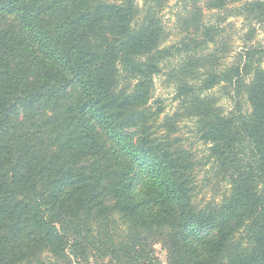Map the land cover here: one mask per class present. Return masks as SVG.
<instances>
[{"label":"trees","instance_id":"16d2710c","mask_svg":"<svg viewBox=\"0 0 264 264\" xmlns=\"http://www.w3.org/2000/svg\"><path fill=\"white\" fill-rule=\"evenodd\" d=\"M170 2L0 0V264H264V0Z\"/></svg>","mask_w":264,"mask_h":264},{"label":"rangeland","instance_id":"374dc122","mask_svg":"<svg viewBox=\"0 0 264 264\" xmlns=\"http://www.w3.org/2000/svg\"><path fill=\"white\" fill-rule=\"evenodd\" d=\"M179 0H171L170 5L165 9L163 16L164 21H167L170 34L173 38L171 39L175 40V37L177 35L176 29H174V21H175V15L178 10V2ZM207 19H210L209 21H214V18L212 16V13L206 12ZM228 23H231L229 31L225 35V42L229 45L230 52L228 53L227 59L225 60L227 63L232 60L231 57L235 55L236 51H241L244 47H251V46H264V27H257L256 31L254 33V36L252 38L248 37V27H243V19H230ZM170 42V41H169ZM171 43V42H170ZM264 65V64H263ZM176 97V90L175 86L168 83L165 76H159L156 78V92H155V98L156 99H162L165 101V105L167 106V112L173 113L175 108L178 105V102L175 101ZM223 105L230 109L232 107V104L229 100L223 99L222 102ZM180 135L186 139L185 143L187 147H192V151L195 154L196 157L202 158L206 155V147L198 140L195 130H193V126L190 123L184 124ZM207 174L205 171H201L200 178L202 179L204 175ZM211 178V174H207V179ZM200 186L204 187L206 185V188H203L204 190L201 192V196L203 197H212L218 195L216 190H213V184L214 181H207L204 183L203 180H200ZM156 252L158 257L160 258L161 262L163 264H167V253L162 248L161 245L156 246Z\"/></svg>","mask_w":264,"mask_h":264}]
</instances>
